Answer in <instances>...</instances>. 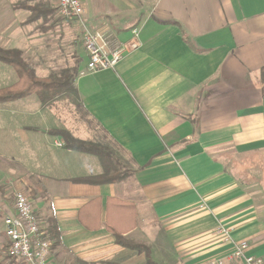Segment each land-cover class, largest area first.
Here are the masks:
<instances>
[{"label": "crops", "instance_id": "crops-1", "mask_svg": "<svg viewBox=\"0 0 264 264\" xmlns=\"http://www.w3.org/2000/svg\"><path fill=\"white\" fill-rule=\"evenodd\" d=\"M83 5L86 27L108 31L111 45L138 31V48L114 70L81 75L84 54L75 83L83 113L125 155L127 175L79 182L103 169L95 156L57 146L62 139L48 133L59 127L55 107L34 94L0 103V264H20L6 254L3 225L15 191L30 193L46 237L56 227L48 264H210L232 251L220 227L264 264V191L251 164L261 167L264 150V0ZM19 23L12 34L21 43L30 30ZM6 72L14 76L0 63L2 83Z\"/></svg>", "mask_w": 264, "mask_h": 264}, {"label": "rangeland", "instance_id": "rangeland-1", "mask_svg": "<svg viewBox=\"0 0 264 264\" xmlns=\"http://www.w3.org/2000/svg\"><path fill=\"white\" fill-rule=\"evenodd\" d=\"M33 3H37V1L0 0V6L7 13L6 20L0 25L1 28H6V36L4 38L1 36L0 39V48L4 50H11L12 48V50L19 51L21 61L26 63L27 67L34 72L37 80L42 81L47 80L51 75H60L65 69L78 67L84 61L83 46L81 45L83 31L80 25L78 26L75 22L65 20L59 14L57 11V0H44V6L51 10L45 21L40 19L33 24H26L25 21L30 14L19 7L25 4L32 5ZM20 21L23 22V26L28 27L30 30V38L26 40L24 38L21 43L18 40H14L12 34L14 27L19 25ZM4 65L14 71V76L10 78L11 75L6 72L5 80L3 83L0 82L2 87L0 88V95L19 92L22 88L29 86L28 81L23 83V81L19 80L20 77L12 66ZM51 107H55V119L59 124L58 129H54V131L66 132L71 137L74 135L82 139H89L99 145L113 146L92 120L83 113L77 103L74 104L71 100L58 99ZM40 119L41 117H39V122L41 121ZM64 127L69 132L62 129ZM84 131L85 133L83 134ZM114 151L116 152V149ZM115 155V158L119 161V171L121 173L127 172L129 166H127L125 161V155L120 152L115 153ZM258 161V159H254L251 164L255 166V173L258 171L254 181L259 184L261 182L260 186L263 190L264 162L262 161V155L260 161L262 168L257 164ZM249 174L251 172L245 170L242 176L253 182L251 177L254 174H251V176ZM248 175L250 178H248Z\"/></svg>", "mask_w": 264, "mask_h": 264}, {"label": "built area", "instance_id": "built-area-1", "mask_svg": "<svg viewBox=\"0 0 264 264\" xmlns=\"http://www.w3.org/2000/svg\"><path fill=\"white\" fill-rule=\"evenodd\" d=\"M57 11L68 21L82 28V46L86 66L81 75L103 70H114L125 54L139 46L138 31H131V38L118 45H111V35L106 30H90L83 20V0H57ZM79 73V74H80ZM62 147V144H57ZM12 214L3 220L4 236L7 240L6 254L20 264H48L51 242L37 218L30 193L15 191L12 200ZM217 234L222 242L231 244L232 251L224 259L242 261L243 264H263L261 259L246 255L248 245L244 241H232L228 231L220 227ZM218 259L210 264H224Z\"/></svg>", "mask_w": 264, "mask_h": 264}, {"label": "trees", "instance_id": "trees-1", "mask_svg": "<svg viewBox=\"0 0 264 264\" xmlns=\"http://www.w3.org/2000/svg\"><path fill=\"white\" fill-rule=\"evenodd\" d=\"M30 1H37V3H33L32 5L25 4L19 7L30 14L25 23H34L40 19L45 21L51 10L44 6V0ZM0 62L12 66L20 77L19 80L21 82H29V86L22 88L19 92L1 94L0 103L12 102L23 98L26 95L34 94L42 107L50 108L56 100L60 99L68 101L71 100L72 103H77L82 108L75 86L76 79L79 75L77 66L75 68L63 70L60 75H51L47 80L40 81L35 78L34 72L27 67L26 63L21 61L20 53L17 50H12V48L11 50H4L0 48ZM258 79L260 83L261 95L264 98V67L260 69V76ZM48 133L52 136L60 137L63 141V147L65 149L93 155L98 159L101 165L100 167L103 169L101 175L89 177L84 180H80L79 182H85L86 184L91 185H100L117 182L126 177V172L121 173L119 171V161L115 158V153L117 152H115L112 147L99 145L93 142L76 140L66 132L49 131ZM262 161L264 162V150L262 152ZM48 231V238L51 239L55 245L58 241V233L54 223ZM115 241L118 245L127 248H137L136 245L129 242L127 243V241L120 236H115Z\"/></svg>", "mask_w": 264, "mask_h": 264}]
</instances>
